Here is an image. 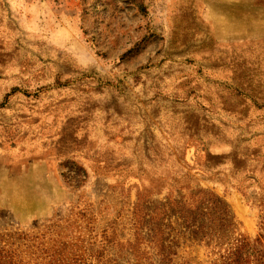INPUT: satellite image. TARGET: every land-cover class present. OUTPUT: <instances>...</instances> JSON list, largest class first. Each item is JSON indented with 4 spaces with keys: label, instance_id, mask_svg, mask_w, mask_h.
<instances>
[{
    "label": "rangeland",
    "instance_id": "374dc122",
    "mask_svg": "<svg viewBox=\"0 0 264 264\" xmlns=\"http://www.w3.org/2000/svg\"><path fill=\"white\" fill-rule=\"evenodd\" d=\"M261 234L264 0H0V242L212 264Z\"/></svg>",
    "mask_w": 264,
    "mask_h": 264
},
{
    "label": "trees",
    "instance_id": "16d2710c",
    "mask_svg": "<svg viewBox=\"0 0 264 264\" xmlns=\"http://www.w3.org/2000/svg\"><path fill=\"white\" fill-rule=\"evenodd\" d=\"M226 218L227 215H222L221 221L225 222ZM73 232V235H66L64 238L62 234H59L54 240L63 243L64 241H68L67 239H81V235H76L77 231ZM39 237L41 243L37 249H32L28 253L30 259L21 255L23 249L20 248V244L13 245L11 243L5 245L0 242V264H44L43 262H40V259H45L47 256H49L50 260L46 264H100L103 256L105 257L103 249L101 250L84 246V251H81L80 249L74 250L71 252L72 255L68 257L70 259L64 261L63 258L65 252L63 249H50L47 246H43L46 241L45 236ZM263 237L264 234H261L256 238V242H259ZM80 241L84 242V239H81ZM256 242L247 236L237 237L235 240L231 241L227 247L219 250L218 256L212 261V264H264V248H257ZM24 243L35 247L28 238ZM106 256L107 258H112V255H110L109 252ZM77 258H86V261L82 263H78L76 260L72 261Z\"/></svg>",
    "mask_w": 264,
    "mask_h": 264
}]
</instances>
